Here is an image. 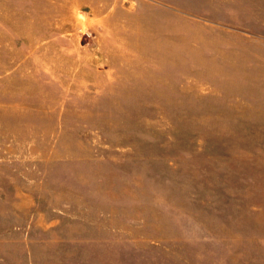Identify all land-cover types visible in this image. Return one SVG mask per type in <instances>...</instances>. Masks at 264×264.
I'll return each instance as SVG.
<instances>
[{
	"label": "rangeland",
	"instance_id": "374dc122",
	"mask_svg": "<svg viewBox=\"0 0 264 264\" xmlns=\"http://www.w3.org/2000/svg\"><path fill=\"white\" fill-rule=\"evenodd\" d=\"M0 264H264V0H0Z\"/></svg>",
	"mask_w": 264,
	"mask_h": 264
}]
</instances>
